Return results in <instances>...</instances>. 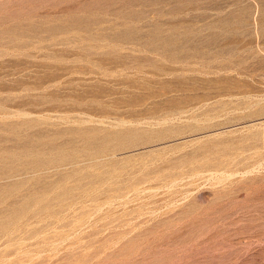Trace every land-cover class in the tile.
<instances>
[{
    "label": "rangeland",
    "instance_id": "rangeland-1",
    "mask_svg": "<svg viewBox=\"0 0 264 264\" xmlns=\"http://www.w3.org/2000/svg\"><path fill=\"white\" fill-rule=\"evenodd\" d=\"M0 2L21 24L0 37V264H264V0ZM85 16L176 68L79 58ZM164 49L233 57L186 72Z\"/></svg>",
    "mask_w": 264,
    "mask_h": 264
},
{
    "label": "bare ground",
    "instance_id": "bare-ground-1",
    "mask_svg": "<svg viewBox=\"0 0 264 264\" xmlns=\"http://www.w3.org/2000/svg\"><path fill=\"white\" fill-rule=\"evenodd\" d=\"M10 2V1H9ZM4 4H6L5 2H3ZM2 2H0V7L3 6ZM15 15H12L10 13H4L2 15H0V25L1 24H5L7 22H10L12 23V25L9 27L7 25L2 27V29H0V37H4L3 35L9 37L10 39L12 37H16L15 35V31L14 29L12 28H15L19 25H21L20 23H18L19 21H12V19H14ZM16 18V16H15ZM83 20H84V23H83V26H79L78 29H82L84 31H87V34L85 36H82L81 35V38H84V39H87L88 43L87 44H83V45H80V49H83V53L81 52L79 54V58L81 59H91L92 57H97L99 58L100 60H103V59H106L108 58L107 56H109V58H112L113 60L116 61V63L118 62L119 64L123 65L125 64L126 62L128 61H132L134 67H136L137 70H141L143 69L144 67H147L151 70H154V72H162L163 70H166V71H170L173 69H175L176 67L174 65H171V64H168L166 62H160L159 61V57H156L154 55H151L150 52H153V50H157L159 49V47L156 45V44H150L149 46H144L143 44H141V47H131V49L129 50H137L138 53H130V51L126 52V53H122L120 52L121 50L118 49L117 47L113 46L114 44H107V48H106V44L107 42H100V41H103L105 39H109L108 37L112 39H117V36H121V37H124V38H128L132 35L133 32H135V29L132 28V25H127V26H124L122 28H120L121 26H119L118 28H116L114 31H110V30H107L105 27L104 29L105 30H102L101 32H98L96 34H92V33H89L88 31V27H91V24L92 23H96L95 20H93L91 17L89 16H85V17H82ZM19 19V18H18ZM30 21V20H29ZM34 22V21H33ZM29 23H27L28 25ZM31 24V23H30ZM116 24H118L116 22ZM33 25V24H32ZM96 25V24H95ZM119 25V24H118ZM117 25V26H118ZM46 30L52 32V33H56L58 31H64V30H61L62 28H60L59 26H56L55 24H51V25H47L46 27ZM113 28V27H112ZM18 29V28H17ZM24 29V28H23ZM22 29V30H23ZM42 29V28H41ZM111 29V28H109ZM114 29V28H113ZM25 31V30H24ZM79 30H77L78 32ZM83 32V31H81ZM109 32H112L109 34ZM121 34H119V33ZM28 34V33H27ZM37 35V34H36ZM35 35V36H36ZM76 35H78L76 32L75 34H72V36L76 37ZM112 35V36H110ZM48 36V35H47ZM46 36V37H47ZM71 36V37H72ZM79 36V35H78ZM27 37V36H26ZM51 39L53 37H50ZM232 39L234 37H231ZM3 39V38H2ZM13 39V38H12ZM17 39V38H16ZM39 39V38H38ZM55 39V37H54ZM58 39V38H56ZM61 39V38H60ZM77 39H79L77 37ZM59 40V39H58ZM249 40V39H248ZM16 41V40H15ZM83 42V41H82ZM243 41L241 40H234V43L236 45H234V47L236 48L237 46H241V43ZM86 43V42H85ZM102 43V44H101ZM116 44L118 43H121V45L123 43H125V41L123 42H115ZM134 43V42H133ZM17 44V45H16ZM14 45L16 46H24L23 45H20V42H17L15 43ZM13 45V46H14ZM120 45V46H121ZM168 45V43H166L165 47ZM91 46L95 47L94 50H91ZM117 46V45H116ZM120 48V47H119ZM142 48H144V50H142ZM101 49V50H99ZM71 52H72V48L70 49ZM120 50V51H119ZM164 51H166L165 49L158 52L157 55H159L162 59H166V61L169 63L170 62H176V63H181L179 68H181L182 70H185L186 72H193V71H199V72H210L212 69H218V65L216 64V62H211L209 63V58H214L215 60L218 59V64H222L224 61H227L229 60L231 57H233V55L230 56L229 54V50L228 51H225L224 49L220 50L219 52L216 51V55L215 56H212V55H208V54H205V55H201L203 57H209V58H204L202 59L201 57L200 58H197L198 55L195 54V55H183V54H176V53H165ZM225 51V52H224ZM236 51V50H235ZM168 52V51H167ZM18 53V52H17ZM79 53V52H78ZM77 53V54H78ZM95 53L97 54V56H95ZM154 53V52H153ZM219 53V54H218ZM94 54V56H93ZM99 54V56H98ZM114 56V57H113ZM7 58V57H6ZM194 59H197V60H200V63L199 64H195L194 65ZM231 60V59H230ZM54 64V63H53ZM65 68H69L68 66H66ZM178 68V67H177ZM148 70V69H147ZM165 71V72H166ZM50 72V71H49ZM213 72V71H212ZM143 73V72H142ZM149 74V73H148ZM104 75V74H103ZM143 75H145L143 73ZM146 76V75H145ZM49 77V76H48ZM180 78V77H178ZM196 77H193L191 74H184L182 73L181 75V79H185V80H189V81H192L191 79H195ZM149 79V78H148ZM153 80V79H152ZM149 81V80H148ZM152 82V81H151ZM2 100V99H1ZM23 101V100H22ZM1 109V108H0ZM11 124L10 123H7V124H4L2 126L3 129H8L10 128ZM15 127V126H14ZM46 131L43 130V129H35V130H32L31 132H28L27 134V137L28 138H25L22 137L24 139V142L22 147L25 148V152H27L28 154L30 152H38L36 149L38 148L39 151L43 150L44 147L47 145V142L45 141H42L39 137L41 135H43ZM70 132H74V131H70ZM6 137L3 136V135H0V140L4 139ZM7 140V139H6ZM41 140V141H40ZM14 141V140H13ZM14 143V142H13ZM18 143V142H17ZM22 143V142H21ZM10 144V143H9ZM3 145H6V144H3ZM18 145V144H17ZM16 145V146H17ZM49 145V144H48ZM51 145V144H50ZM55 147H58L57 145H55ZM15 148V147H14ZM51 148V146H50ZM9 150V149H8ZM7 150V151H8ZM22 150V149H21ZM20 151V150H19ZM14 152V151H13ZM44 152V151H43ZM102 152V151H101ZM4 155V154H2ZM7 155V154H6ZM22 155V154H21ZM21 157V156H19ZM6 159V158H5ZM20 160V159H19ZM30 160V159H29ZM42 160V159H41ZM36 162V161H35ZM41 163V162H40ZM14 165V164H13ZM17 166V164H16ZM19 167V166H18ZM1 179V178H0ZM4 179V178H3ZM6 200V199H5Z\"/></svg>",
    "mask_w": 264,
    "mask_h": 264
}]
</instances>
